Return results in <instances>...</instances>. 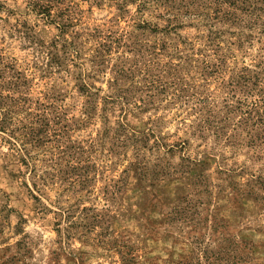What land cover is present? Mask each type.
Returning a JSON list of instances; mask_svg holds the SVG:
<instances>
[{"label":"rangeland","instance_id":"374dc122","mask_svg":"<svg viewBox=\"0 0 264 264\" xmlns=\"http://www.w3.org/2000/svg\"><path fill=\"white\" fill-rule=\"evenodd\" d=\"M220 9L0 0V264H264V32Z\"/></svg>","mask_w":264,"mask_h":264},{"label":"trees","instance_id":"16d2710c","mask_svg":"<svg viewBox=\"0 0 264 264\" xmlns=\"http://www.w3.org/2000/svg\"><path fill=\"white\" fill-rule=\"evenodd\" d=\"M238 1H240L241 3L247 2L248 4L246 6L245 5L240 6L236 4ZM221 3H226L236 9L247 12L249 16H252L253 21L252 23H248L243 26L247 27L248 29L254 26H258L261 29V31L264 32V0H214L216 13L221 12L220 11ZM223 16L230 22L236 23L239 26L241 25L240 22L243 20V18H239L234 12L231 11L225 12ZM247 36H249V34H247Z\"/></svg>","mask_w":264,"mask_h":264}]
</instances>
